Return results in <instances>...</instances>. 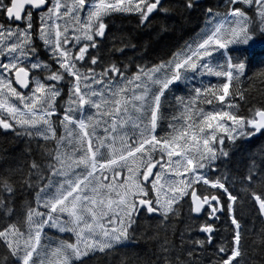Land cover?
<instances>
[{
  "label": "snow or ice",
  "instance_id": "1",
  "mask_svg": "<svg viewBox=\"0 0 264 264\" xmlns=\"http://www.w3.org/2000/svg\"><path fill=\"white\" fill-rule=\"evenodd\" d=\"M223 8L201 0H0V129L45 146L40 158L0 167V214L10 221L0 225V264H252V253L264 256V161L253 158L232 186L220 167L233 154L226 141L234 148L264 135V105L243 112L236 97L244 93L230 90L264 42V0H224ZM198 9L206 17L198 38L171 59L135 71L111 59L135 49L123 37V47L108 48L113 16L148 25ZM256 75L264 78V67ZM197 76L223 82L175 94ZM170 93L176 115L165 129ZM22 189L35 193V207L29 202L13 220ZM249 204L262 224L250 245ZM184 205L189 218L205 214L207 222L198 232L190 225L177 243L169 230L175 219L183 223ZM141 218L155 222L143 257L127 250ZM216 221L227 223L223 240ZM49 229L75 240H54Z\"/></svg>",
  "mask_w": 264,
  "mask_h": 264
},
{
  "label": "trees",
  "instance_id": "2",
  "mask_svg": "<svg viewBox=\"0 0 264 264\" xmlns=\"http://www.w3.org/2000/svg\"><path fill=\"white\" fill-rule=\"evenodd\" d=\"M177 0H166V3L175 4ZM204 8L211 7L214 10L224 11L223 3L224 0H201ZM206 17L203 14L202 9H198L196 12L190 15H185L181 18L179 15L172 16L171 18L165 19L163 17H154L153 22L148 25H139L134 15H116L110 20L106 21L109 25V36L108 39L113 41L108 44V48L123 47L121 43V37L130 41L135 46L134 50L126 51L125 56H119L117 54L111 59L113 62L119 60L123 64H128L131 71H135V66L145 65L152 67L155 64H159L161 61H167L173 57L174 53L180 52L185 46L198 38V34L201 32ZM254 64L250 66V70L246 75L242 76L239 82H235L230 85V90L235 92L239 89L244 93L245 99L243 101L236 97V100L242 105V111L246 112L248 107H259L264 105V78L257 76L256 74L260 71L264 64L258 63V61L264 57V42H257L254 48ZM131 61V64L129 63ZM97 71H100L98 68ZM129 75L130 72H126ZM222 78L215 77H204L201 81L200 77L197 76L195 83L190 84L184 88L181 92H176V95H181L186 98L185 94L189 88L193 87H204L212 84L222 83ZM194 94V93H193ZM65 96V100H66ZM165 109H169V106L176 104L172 94L169 96V102L165 103ZM59 133V132H58ZM55 147L54 143L48 144L46 148L51 150ZM264 148V135L257 134L254 138L247 142L238 143L234 148L227 147L226 150L232 152L231 159L220 165L222 172L225 175L230 174V184L232 181L238 180L241 174L245 173L248 165L252 163V159H255L257 166L262 165L264 161V154L261 153L260 149ZM238 149V150H237ZM45 150V146L41 142L37 144L35 140L29 144L27 138H17L14 133H5L0 129V167L10 166L15 167L17 163L23 165L25 160L31 162L32 159L40 158L41 152ZM29 152L30 155L25 157L24 153ZM46 163V161H45ZM24 174L27 175L26 167L23 169ZM238 188L239 185H236ZM34 192L30 195L27 189H22L16 193L13 197L15 204L11 205L16 212L23 210L24 206H21L16 200L17 195L21 198H27L30 200L34 196ZM31 201V200H30ZM32 205V202H31ZM178 211H180L178 209ZM183 223L177 218L173 221L170 230L169 237L172 238V232H175L177 243H179V236L181 232L189 233V226L192 227V231L199 230L201 223H206L205 216L199 218V220H193L187 216V205L183 206ZM244 215L246 219L243 221L246 227L249 229V245L252 239L255 238L256 233L252 231L253 226L258 230L262 227L261 219L256 214V208L249 204L244 209ZM14 219V217H13ZM223 219V218H222ZM1 220H4L1 223ZM10 221L5 215L0 214V225L7 224ZM140 224L142 227L137 229L135 233L136 239L129 242L127 250L130 253L139 254L145 256L150 253L153 249V244L148 241L147 237L154 234L155 222L145 218H141ZM214 227H217L220 237L219 240H223L228 235L227 223H221L216 221ZM163 235V233H160ZM196 239H203V235L194 237ZM251 251V250H250ZM110 259V258H109ZM250 259L252 264H261L264 256L259 251L252 253ZM95 264V260H93Z\"/></svg>",
  "mask_w": 264,
  "mask_h": 264
},
{
  "label": "rangeland",
  "instance_id": "3",
  "mask_svg": "<svg viewBox=\"0 0 264 264\" xmlns=\"http://www.w3.org/2000/svg\"><path fill=\"white\" fill-rule=\"evenodd\" d=\"M69 35H71V32L69 33ZM75 51H78V48L75 49ZM205 77H207V76H205ZM187 86H188V85H187ZM170 94H171V93H170ZM170 94H169V96H170ZM167 102H169V98H168L167 101H165V103H167ZM165 105H167V104H165ZM165 107H166V106H165ZM169 107H171V106H169ZM172 107H173V106H172ZM172 107H171V108H172ZM171 108H169V109H171ZM165 110H168V109H165ZM62 132H63V129H60L58 134H62ZM226 142H227V141H226ZM17 197H18V198H17L16 201H17L21 206H24V207H23V210H22V211L17 212V216H15L13 220L22 219L21 213H23L24 211H26V207H27V205L29 204V202H32V206L35 207V194H34L33 197H31V199H30L31 201L27 198V195H26L25 198H21V197L18 196V195H17ZM3 221H4V220H1V223H3ZM47 236H50L52 239L57 240V241L63 239V240H67L68 242H74V240H75V237H74V236H71L70 234H60V233H58L55 229H49L48 232H47ZM2 252H3V248L0 247V253H2Z\"/></svg>",
  "mask_w": 264,
  "mask_h": 264
},
{
  "label": "flooded vegetation",
  "instance_id": "4",
  "mask_svg": "<svg viewBox=\"0 0 264 264\" xmlns=\"http://www.w3.org/2000/svg\"><path fill=\"white\" fill-rule=\"evenodd\" d=\"M185 96H186V98H188V96H189L188 92H186ZM174 109H175V105H173V107L171 109H168V110L164 111V122H163L162 127H164L165 129L167 128L168 121L171 120L174 115H176V111ZM101 134H103V133L101 132ZM203 215L206 218L205 214H202L200 217H202Z\"/></svg>",
  "mask_w": 264,
  "mask_h": 264
},
{
  "label": "water",
  "instance_id": "5",
  "mask_svg": "<svg viewBox=\"0 0 264 264\" xmlns=\"http://www.w3.org/2000/svg\"><path fill=\"white\" fill-rule=\"evenodd\" d=\"M201 215H202V214H201ZM201 215H200V216H201Z\"/></svg>",
  "mask_w": 264,
  "mask_h": 264
}]
</instances>
